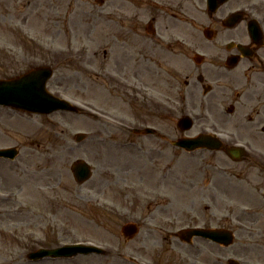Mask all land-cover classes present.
Listing matches in <instances>:
<instances>
[{
	"label": "rangeland",
	"instance_id": "374dc122",
	"mask_svg": "<svg viewBox=\"0 0 264 264\" xmlns=\"http://www.w3.org/2000/svg\"><path fill=\"white\" fill-rule=\"evenodd\" d=\"M90 3L91 0H0V78L47 64L51 57L57 61L48 83L51 91L97 107L103 95L90 84L83 89L79 80L82 71L71 58L82 43H87L81 34L93 27ZM126 99L128 103L119 101L118 107L129 111H99L103 117L64 111L18 114L0 107V148L20 149L15 161L0 160V192H12L15 199L9 203L0 200V264H130L128 255L151 264H182L184 258L175 259L177 255H188L193 264H214V259L222 261L230 256L264 264V215L258 225L260 238L256 237L255 242L243 240L248 228L234 227L237 224L228 222L222 209L210 211L201 205L179 210V220L171 216L160 220L161 212L168 211L171 205V192L156 185L164 164L143 163L142 159L126 161L125 157L135 151L119 147L114 140L112 113L128 120L145 113L135 111L132 98ZM162 117L164 124L173 125L172 118ZM78 132L87 135L85 141L75 142ZM186 156L187 162L179 163L187 173L185 177L194 178L197 172L207 171L204 160H198L200 152L194 153L196 157ZM78 158L93 168L92 178L83 185H77L69 171V163ZM132 222L139 226V232L126 240L120 227ZM197 224L226 225L235 232L234 243L224 248L195 239L187 245L164 236L167 231ZM58 242H92L108 255L38 263L26 260L29 251Z\"/></svg>",
	"mask_w": 264,
	"mask_h": 264
},
{
	"label": "flooded vegetation",
	"instance_id": "af4514ba",
	"mask_svg": "<svg viewBox=\"0 0 264 264\" xmlns=\"http://www.w3.org/2000/svg\"><path fill=\"white\" fill-rule=\"evenodd\" d=\"M91 2L93 27L81 34L87 43L76 58L91 67L104 111H129L118 107L126 98L135 111H145L135 123L113 124L114 140L135 151L126 161L164 164L158 181L176 209L170 205L160 220H179L180 209L201 205L222 209L237 229L248 228L243 240L255 242L264 215V0H228L214 10L207 0ZM163 111H189L191 129L163 124ZM144 127L153 133L136 131ZM205 131L219 137L220 150H206L207 171L182 178L176 164L186 151L173 141ZM164 236L179 240L175 232ZM239 257L241 264H255ZM175 259L193 264L188 255ZM214 260L227 264L228 257Z\"/></svg>",
	"mask_w": 264,
	"mask_h": 264
},
{
	"label": "water",
	"instance_id": "95a60500",
	"mask_svg": "<svg viewBox=\"0 0 264 264\" xmlns=\"http://www.w3.org/2000/svg\"><path fill=\"white\" fill-rule=\"evenodd\" d=\"M50 77V70L44 67H38L30 70L19 77L10 80H0V105H11L12 108L25 110L31 113L48 114L57 109L73 111L71 106L49 95L45 90V83ZM77 141L83 139V135L76 137ZM16 152L12 149L0 150V157L13 158ZM71 171L77 182L82 183L89 179L91 172L89 166L82 160L71 163ZM134 231L132 227H123V232L131 234ZM202 235L215 242L227 246L232 243V235L225 230H190L187 231L188 237L191 235ZM91 248L83 249H59L53 251H38L37 256H65L71 257L76 253H90ZM30 258H35L36 254H30Z\"/></svg>",
	"mask_w": 264,
	"mask_h": 264
},
{
	"label": "bare ground",
	"instance_id": "6f19581e",
	"mask_svg": "<svg viewBox=\"0 0 264 264\" xmlns=\"http://www.w3.org/2000/svg\"><path fill=\"white\" fill-rule=\"evenodd\" d=\"M13 200V198L10 200V201H8V202H4V203H9V202H11Z\"/></svg>",
	"mask_w": 264,
	"mask_h": 264
}]
</instances>
